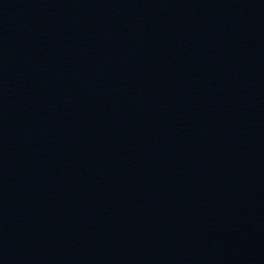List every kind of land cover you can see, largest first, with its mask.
<instances>
[{"label": "water", "instance_id": "water-1", "mask_svg": "<svg viewBox=\"0 0 264 264\" xmlns=\"http://www.w3.org/2000/svg\"><path fill=\"white\" fill-rule=\"evenodd\" d=\"M0 264H264V0H0Z\"/></svg>", "mask_w": 264, "mask_h": 264}]
</instances>
